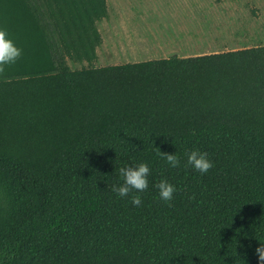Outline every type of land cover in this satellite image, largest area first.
Listing matches in <instances>:
<instances>
[{
	"label": "trees",
	"instance_id": "1",
	"mask_svg": "<svg viewBox=\"0 0 264 264\" xmlns=\"http://www.w3.org/2000/svg\"><path fill=\"white\" fill-rule=\"evenodd\" d=\"M108 15L107 0H0L22 49L0 76V264H259L264 45L96 66ZM197 149L205 174L185 166ZM141 162L147 190L119 197V169Z\"/></svg>",
	"mask_w": 264,
	"mask_h": 264
},
{
	"label": "rangeland",
	"instance_id": "2",
	"mask_svg": "<svg viewBox=\"0 0 264 264\" xmlns=\"http://www.w3.org/2000/svg\"><path fill=\"white\" fill-rule=\"evenodd\" d=\"M107 1L109 20L104 18L98 23L103 37L112 42L114 32L117 36L120 30L122 46L131 41L138 48L150 49L131 54L119 48L117 55L107 58L100 45L96 66L264 45V0ZM108 25L112 30L106 33ZM148 36H156L155 41H147ZM69 64L72 68L82 66L71 61Z\"/></svg>",
	"mask_w": 264,
	"mask_h": 264
},
{
	"label": "clouds",
	"instance_id": "3",
	"mask_svg": "<svg viewBox=\"0 0 264 264\" xmlns=\"http://www.w3.org/2000/svg\"><path fill=\"white\" fill-rule=\"evenodd\" d=\"M22 49L17 47L12 39L9 38L6 28L0 27V76H3L6 71V66L16 63L21 57ZM160 154L166 159L169 166L172 168H178L180 166V160L177 155L164 153L159 150ZM190 165L201 174L207 173L212 167L213 162L208 159L206 152L200 150H193L187 154L186 167ZM119 174L123 177L122 185H113L112 191L119 197H126L132 190L137 192H144L148 188V175L150 174V168L147 163L141 162L134 167H121ZM159 190V196L162 200L168 202L173 198L177 188L166 180H161L155 185ZM131 202L134 206H140L142 199L139 195L131 197ZM256 255L258 257L259 264H264V243L256 248Z\"/></svg>",
	"mask_w": 264,
	"mask_h": 264
},
{
	"label": "crops",
	"instance_id": "4",
	"mask_svg": "<svg viewBox=\"0 0 264 264\" xmlns=\"http://www.w3.org/2000/svg\"><path fill=\"white\" fill-rule=\"evenodd\" d=\"M107 3H108V1H107ZM109 17H110V14L108 15V17H106V18H108V20H109ZM103 20V19H102ZM113 21H114V18L112 19ZM100 22V21H99ZM98 22V23H99ZM108 22V21H107ZM106 22V23H107ZM155 25V24H154ZM99 28V27H98ZM110 28H112V25L111 26H109L108 25V29L107 30H105L106 31V33H109L111 30H110ZM120 29H122V28H120ZM156 31V30H155ZM115 33L116 32H114V39H113V41L111 42V41H108V39H106L105 37H103V35H102V38H103V41H102V49L103 50H105L106 52H107V58L110 56V55H117V53H119L120 52V50L121 49H125V51H129L131 54H135L137 51H142V50H146V51H148L149 49H150V47H147L148 49H145L146 47H144V48H138L136 45H133L132 44V42L130 41V42H127V43H125L124 45L125 46H122V40H121V37H119L118 35L120 34V30H119V32H118V34H117V36L115 35ZM155 39H156V36L154 37V39H152V37L150 38L149 36H148V38H147V41H149V42H152V41H155ZM184 39L182 38V40L180 39V42H182ZM139 41H140V38H139ZM186 41V40H185ZM178 43V42H177ZM141 47V46H140ZM99 48V47H98ZM120 48V50L119 51H117V49H119ZM98 53V52H97ZM181 57H184V56H181Z\"/></svg>",
	"mask_w": 264,
	"mask_h": 264
}]
</instances>
